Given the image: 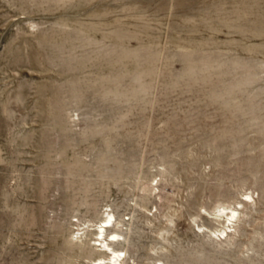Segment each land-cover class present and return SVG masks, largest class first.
<instances>
[{
    "label": "rangeland",
    "instance_id": "374dc122",
    "mask_svg": "<svg viewBox=\"0 0 264 264\" xmlns=\"http://www.w3.org/2000/svg\"><path fill=\"white\" fill-rule=\"evenodd\" d=\"M105 244L264 264V0H0V264Z\"/></svg>",
    "mask_w": 264,
    "mask_h": 264
},
{
    "label": "bare ground",
    "instance_id": "6f19581e",
    "mask_svg": "<svg viewBox=\"0 0 264 264\" xmlns=\"http://www.w3.org/2000/svg\"><path fill=\"white\" fill-rule=\"evenodd\" d=\"M217 211L220 213H225L227 219L230 220L231 222H234V220L237 219V214H238L237 208H227L225 206H221V207L217 208ZM104 222H105V225H103V227H100L99 230L95 233L100 238L103 237V235H105V232L108 230L107 225H109L111 223V219H107ZM119 236H120V234L118 232L117 233H111L108 235V237H110L111 241H116ZM118 241H119V239H118ZM103 243H104V241L102 242V244ZM104 246H105L106 252L107 253L109 252V253L102 259L101 263L114 262V263L118 264L122 261L121 260V254H122L121 250H115V249L111 248L109 244H105Z\"/></svg>",
    "mask_w": 264,
    "mask_h": 264
}]
</instances>
